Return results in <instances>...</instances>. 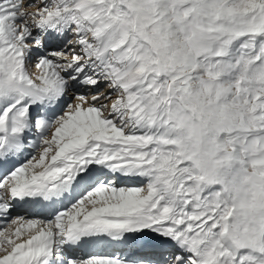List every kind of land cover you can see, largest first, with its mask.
Segmentation results:
<instances>
[{
    "label": "snow or ice",
    "instance_id": "6c2138e0",
    "mask_svg": "<svg viewBox=\"0 0 264 264\" xmlns=\"http://www.w3.org/2000/svg\"><path fill=\"white\" fill-rule=\"evenodd\" d=\"M0 264H264V0H0Z\"/></svg>",
    "mask_w": 264,
    "mask_h": 264
}]
</instances>
